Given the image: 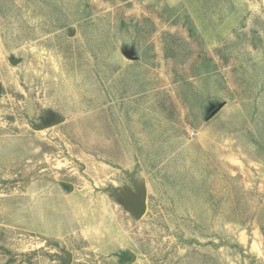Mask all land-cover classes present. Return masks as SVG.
Listing matches in <instances>:
<instances>
[{
	"label": "rangeland",
	"instance_id": "374dc122",
	"mask_svg": "<svg viewBox=\"0 0 264 264\" xmlns=\"http://www.w3.org/2000/svg\"><path fill=\"white\" fill-rule=\"evenodd\" d=\"M128 252L264 264V0H0V264Z\"/></svg>",
	"mask_w": 264,
	"mask_h": 264
},
{
	"label": "water",
	"instance_id": "95a60500",
	"mask_svg": "<svg viewBox=\"0 0 264 264\" xmlns=\"http://www.w3.org/2000/svg\"><path fill=\"white\" fill-rule=\"evenodd\" d=\"M126 58H128L129 60H136V58L131 54V53H125ZM221 108V106L219 108H217L212 115H214L215 113H217L219 111V109ZM62 121H57L54 122L52 124L43 126L38 128L39 130H44L47 129L51 126L60 124ZM133 179V183L136 186V188L138 189V191L140 192V196H134L132 194H118L121 195L125 198L124 203L125 205L128 207V209L138 218L141 219L147 212L148 209V202H147V198H148V190L147 187L145 185H140L138 181H136L134 179V177H132ZM128 257L130 258V261L128 264H131L132 262L135 261L136 256L134 254H132L131 252H128ZM68 261H71V256L68 255Z\"/></svg>",
	"mask_w": 264,
	"mask_h": 264
}]
</instances>
